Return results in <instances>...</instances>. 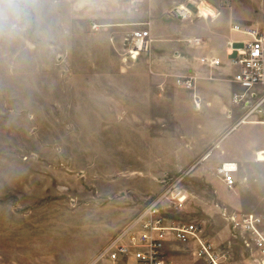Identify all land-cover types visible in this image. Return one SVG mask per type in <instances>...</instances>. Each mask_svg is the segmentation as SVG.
<instances>
[{
	"label": "rangeland",
	"instance_id": "1",
	"mask_svg": "<svg viewBox=\"0 0 264 264\" xmlns=\"http://www.w3.org/2000/svg\"><path fill=\"white\" fill-rule=\"evenodd\" d=\"M180 6L190 19L171 15ZM207 9L215 17L205 18ZM151 21L167 27L160 37L172 44L170 72L151 73L166 67L162 58L151 63L152 42L129 53L132 32L150 30ZM233 29L264 33V0H0V264H89L172 184L188 200L180 211L166 207L170 216L201 223L227 264H254L243 245L249 236L225 214H254L264 228V196L227 187L212 132L189 133L220 122L212 108L201 114V85L215 109L225 103V118L232 115L225 130L244 119L246 109L230 102L240 90L231 89L233 69L199 62L211 53L226 59V38L244 37ZM188 38L201 41L191 46ZM189 70L195 89L177 82ZM220 79L229 81L208 88ZM254 115L246 121L264 120V105ZM170 146L187 149L168 154ZM249 158L248 188L264 172ZM196 249L176 243L166 264H205Z\"/></svg>",
	"mask_w": 264,
	"mask_h": 264
},
{
	"label": "built area",
	"instance_id": "2",
	"mask_svg": "<svg viewBox=\"0 0 264 264\" xmlns=\"http://www.w3.org/2000/svg\"><path fill=\"white\" fill-rule=\"evenodd\" d=\"M179 9L176 7L171 10V15L183 20L192 17L190 9L186 10L185 7L183 12H179ZM243 32L248 38L241 45L230 44L229 65L234 68L231 80L240 88L239 92L233 93L232 103L246 109L244 119L241 120L246 121L264 105V33L257 29ZM151 42L150 30H135L131 35L129 53L136 57L141 52L148 51ZM200 62L209 68L225 65L215 55L203 56ZM195 81L196 76L189 74L177 79L179 85L188 89L194 88ZM237 170V166L232 163L219 167V173L227 187L233 188L236 185ZM180 189L172 184L152 198L89 264H166L168 248L176 243L197 245L196 254L205 264H227V256L205 234L201 223L168 214L166 207L180 211L187 203L188 198ZM225 218L235 228H241L242 234L249 236L243 245L249 250L252 262L264 264V228L261 226V218L254 214H225Z\"/></svg>",
	"mask_w": 264,
	"mask_h": 264
},
{
	"label": "crops",
	"instance_id": "3",
	"mask_svg": "<svg viewBox=\"0 0 264 264\" xmlns=\"http://www.w3.org/2000/svg\"><path fill=\"white\" fill-rule=\"evenodd\" d=\"M149 25H150L151 35H152V48H151V58L152 59H151V63H153V65H154V62L156 61L154 59H156V58L157 59L162 58V59H164L166 61L165 62L166 63V67H161V68L157 67V66L151 67V73L154 74V75H157V74H163V73L170 72L172 70L173 65H174L171 61L168 62V59H170V56L172 54V51H171L172 44H171V42L169 40L160 37L161 34L167 33V27H165L162 24H157L156 22H152V21L149 23ZM163 30H166V32H164ZM239 34L244 35V37L240 38V39H236V37H234V35H233V37H230V38H232L231 40L230 39L228 40L229 37L226 38V44H227L226 45V59H224L219 54V52H217V53L220 56L217 55L216 53H211V54H207V55L218 56L219 58H221L224 61V63L227 66H229L230 69L234 70V68L229 65V59L231 58V56L229 55L230 52H231L230 44H234L235 46H239V45L242 44V42L244 40H246L248 38L245 33L243 34V33L239 32ZM189 41H191V43H189ZM200 41H201V39H199V38H188L186 40V43L192 46V45H198L200 43ZM155 43L158 44V45H156V50H158V52H159V49L160 50L164 49L162 51V56H160V53L154 54L155 52H153L154 51L153 50L154 49L153 46H154ZM203 56H206V55H203ZM203 56H201V57H203ZM200 58H199V62H200ZM158 68H160V69H158ZM233 70H232V72L234 73ZM188 74L189 75H194L192 70H189ZM188 74H185V75H188ZM138 75H139V78H140L141 74H138ZM227 81H229V80L220 79V80H215V81H212V82L210 81V82H208L207 86H208L209 89H211L213 91L220 90V89L223 88V86H226V83H228ZM196 83H197V79L195 81V86L192 89L196 88ZM235 85L236 84H233L231 89L232 88L234 89ZM182 87H184V86H182ZM200 87L202 89L201 92H203V99H204L203 100V105L205 106V108L203 110V113H201V114H204L205 110H207V108H212L211 110L213 112L214 111L216 112V114H215L217 116L216 120L217 121L220 120V122H218L216 125H213L212 126L213 128H211V127L209 128L207 126H201L200 125V126H198L197 130H195V131H193L192 129H189V133L190 134L195 133L197 135L198 134L207 135V134L212 132V138H215V141L218 144L217 148L220 149L222 153H224V157H223L224 161L222 162V165L232 163V164H235L237 166V168H238V170L235 173V178L237 177L236 185L239 186L238 189L239 190L241 189L242 194H246V191H249L248 194L250 193V195H254L255 197H257V196L263 197L264 195L262 194L261 191H263V188H264V174H263L264 172H262V173L259 172L258 174L256 173L253 176L254 177L253 182L251 183L250 187L248 188L246 185L250 181V176L247 174L246 164H247V157L250 156L252 161L254 163H256L257 165H259L260 170H264V159L260 158L261 155L264 156V120H259V121H241V120H239L237 122L236 126L233 125V124H230V126L225 130L224 129V127H225L224 123L225 122H230L231 121V117H232V115L231 116L226 115L227 118H225V116L223 114L222 109L224 110V106H226V104L225 103L224 104L221 103V107H219V111H218L217 108L215 109L216 105L212 103L211 99H209V100L207 99L208 96L206 94V89L202 85ZM184 88H186V87H184ZM186 89H188V88H186ZM136 91H137V93L140 92V85H138L136 87ZM233 93L234 92L232 91L231 92V97H230V102L231 103H232V95H233ZM141 101H142V99L139 98V101H138L139 102L138 103L139 106H143L144 105L143 107H147V106H145V105H147L145 103V101L143 100L144 103H141ZM100 103H105L104 106H107V107L113 106V104H112L113 102L110 101V100H105L104 102H100ZM93 105H95V106L98 105L96 100L94 101ZM120 105L124 106L123 103H121ZM195 107H201V99L198 98L197 96H196V99H195ZM243 114H245V113H243ZM198 115H195V116H198ZM195 116H193V117H195ZM256 116H258V115H256ZM127 117L130 118V115H127L126 118ZM193 117L189 116L188 120L189 121L192 120ZM103 118H105V117H103ZM103 118H102V120H103ZM206 121H209V120L207 119L205 121H201V123L202 122H206ZM199 123L200 122H198L197 125H199ZM240 127L242 129L239 130L238 133H236L238 131V129H240ZM261 127H263V131L261 132L262 137L259 138V139H257L256 137H253L252 133L255 131V129H258V128H261ZM174 149H176V147L170 146V150L168 151V154H171V153H173V154H181V153H183L185 151V149H187V147L183 146L182 147L183 151H181V152H178V150H174ZM191 149L192 148L190 147V150ZM157 152H160V151L157 150ZM221 166H219V167H221ZM224 184H225V182H224ZM258 199L259 198H255V201L256 202L257 201H261V200H258ZM137 214H138V212H137ZM131 220H129V222ZM129 222H127V224ZM127 224H125L123 227H125Z\"/></svg>",
	"mask_w": 264,
	"mask_h": 264
},
{
	"label": "bare ground",
	"instance_id": "4",
	"mask_svg": "<svg viewBox=\"0 0 264 264\" xmlns=\"http://www.w3.org/2000/svg\"><path fill=\"white\" fill-rule=\"evenodd\" d=\"M180 9H179V12H183V10H185L184 8L185 7H179ZM186 10H187V8H186ZM207 10H209V9H207ZM203 16L205 17V18H209L210 16L212 17H215V13L213 12V11H211V10H209V12H206V11H203ZM234 31H238V32H241V33H245V32H243V31H239V30H237V29H233Z\"/></svg>",
	"mask_w": 264,
	"mask_h": 264
}]
</instances>
